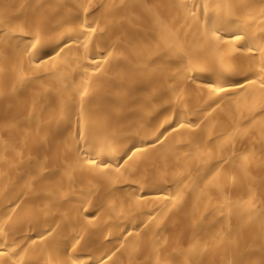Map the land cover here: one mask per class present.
Listing matches in <instances>:
<instances>
[{
  "label": "bare ground",
  "instance_id": "bare-ground-1",
  "mask_svg": "<svg viewBox=\"0 0 264 264\" xmlns=\"http://www.w3.org/2000/svg\"><path fill=\"white\" fill-rule=\"evenodd\" d=\"M0 264H264V0H0Z\"/></svg>",
  "mask_w": 264,
  "mask_h": 264
}]
</instances>
